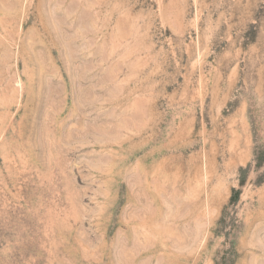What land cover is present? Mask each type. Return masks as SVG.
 Returning a JSON list of instances; mask_svg holds the SVG:
<instances>
[{
	"label": "rangeland",
	"instance_id": "obj_1",
	"mask_svg": "<svg viewBox=\"0 0 264 264\" xmlns=\"http://www.w3.org/2000/svg\"><path fill=\"white\" fill-rule=\"evenodd\" d=\"M0 264H264V0H0Z\"/></svg>",
	"mask_w": 264,
	"mask_h": 264
}]
</instances>
